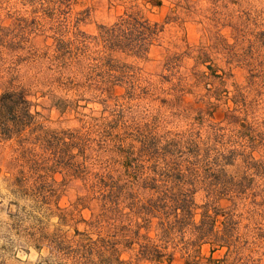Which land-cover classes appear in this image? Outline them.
<instances>
[{"label":"rangeland","instance_id":"rangeland-1","mask_svg":"<svg viewBox=\"0 0 264 264\" xmlns=\"http://www.w3.org/2000/svg\"><path fill=\"white\" fill-rule=\"evenodd\" d=\"M71 2L70 27H60V44L74 49L73 24L77 20L80 30L92 37L99 34L101 25L114 24L125 12H138L160 23V37L143 57L112 54L114 64L131 67L126 68L125 75L134 76L130 84L134 88L126 83L133 77H112L114 84L103 82L107 77H102L105 70L99 64L103 61L98 60L104 55L103 45L94 41L89 46L91 59L73 67L66 65L69 60L58 58L54 32L48 30L54 18L34 12L35 6L29 1L4 0L0 5L5 25L12 23L6 13L15 4L12 10H18L17 16H25L30 26L21 48L0 47V95L10 82L25 87L32 111L40 113L37 119L50 130H86L97 119L111 118L113 111L120 110L128 117L130 113L147 121L157 118L163 131L197 130L201 126L206 131L211 124L222 126L226 139L235 140L230 148L251 153L258 165L247 170L242 156L235 165H225L227 176L239 180L248 176L240 187L245 192L221 198L215 205L235 212L236 220H240L238 234L249 242L239 256L264 264V0ZM63 17L60 13V23ZM94 145L91 151L95 156L99 146L97 142ZM28 146L32 144L21 145L15 137L0 135V264H77L71 250L60 249L55 254L46 241L60 236V241L67 240L63 246L69 247L81 237L97 239L114 233L113 226L99 218L104 209L99 192L92 188L95 175L83 178L59 170L47 181H54L52 186L33 190L27 164L30 153L24 151ZM102 157L105 161L109 158L106 154ZM105 161L103 165L108 163ZM101 169V164L90 167L94 172L102 173ZM110 169L123 172L124 168L112 165ZM128 176L116 174L123 189L110 195L124 200L120 208L126 217L115 223L124 262L115 260L108 251L91 257L100 264H169L138 255L140 243L136 241L151 237L161 243V232L158 219L147 228L143 218L133 213L138 211L136 200L146 192L140 186L126 187L125 183L136 181ZM195 200L198 208L188 220L189 226L171 234L166 250L173 255L171 264H214L229 254L227 247L212 252L209 243L200 251L199 246L188 247L193 222L199 224L204 217L203 206L209 200L206 191L198 190ZM99 219L103 221L97 222ZM230 254L232 260L234 255Z\"/></svg>","mask_w":264,"mask_h":264},{"label":"trees","instance_id":"trees-1","mask_svg":"<svg viewBox=\"0 0 264 264\" xmlns=\"http://www.w3.org/2000/svg\"><path fill=\"white\" fill-rule=\"evenodd\" d=\"M23 1H29L34 5V12H42L54 18V23L48 30L54 32L58 58L63 56L69 60L66 65L73 67L82 60L91 59L89 53L91 42L103 45L104 55L98 60L103 61L99 66L105 70L101 74L102 77H107L104 83L114 84L112 77H133L126 83L130 85L134 82L132 74L125 75L126 68L130 66L114 64L112 54L126 53L143 57L149 52L154 41L159 39L163 30L159 22H152L138 12H125L114 24L101 25L99 34L92 37L80 30L77 20L73 24L75 29L73 43L77 41V47L74 49L70 45L60 44L63 42V39H60V27L70 25L68 13L71 11V0ZM14 7L15 4L7 9L6 15L12 18V23L5 25L0 5V47L9 50L21 48V44L26 40L25 30L30 26L25 16H17L19 12L13 11ZM60 13L64 15L61 23ZM201 53L205 55L204 52ZM130 88H134V85H130ZM39 115V112L32 111L28 90L10 82L0 95V135L5 139L15 137L21 145L32 144L24 150L27 154L28 151L30 153L27 164L30 180H33L32 189L41 190L45 186H52L55 182L49 184L47 181L52 173L59 170L66 171L70 176L82 175L83 178L95 175L92 188L99 192L98 198L102 201L104 209L99 218L102 217L115 229L108 237L97 239L81 237L73 240L72 245L75 247L72 245L64 247L67 240L60 241V236L48 238L46 244L53 253H59L60 249H68L74 254L73 258L77 264H100L93 261L91 255L108 251L110 256H115V260L124 262L119 252L122 239L117 237L118 227L115 224L126 217L120 208V203L124 200L110 196L116 189L120 187L123 189L124 184L119 185L121 178L116 177V174L124 173L136 179L130 184L125 183L126 187L140 186L146 192L144 197L136 200L138 211L133 213L143 218L144 226L147 228L152 225L153 219H158V228L161 232V243L155 242L151 237L136 241L140 243L139 257L158 263L166 261L172 263L173 255L166 252L172 240L171 234L189 226L188 220L193 219L198 208L195 194L198 190H204L209 200L203 206L206 210L201 223L193 222L194 225L189 231L191 237L187 241L188 247L199 246L200 251L203 244L209 243L212 245V252L217 248L227 247L228 256L222 259V263L219 261L215 262L216 264L255 263L252 257L239 256L247 247L249 240L246 236L238 234L240 220H236L237 214L217 207L215 203L221 198L245 192L240 190V187L248 176L243 175L240 180L234 176H227L224 174L225 165H235L238 156L244 158L247 170L256 169L258 164L251 153L230 148L235 140L226 139V132H222L225 130L222 126L211 124L206 131L204 126L197 130L191 128L178 132L163 131L157 118L147 121L143 119L145 117H137L130 113L128 117V113L120 110L113 111L111 118L97 119L86 130L58 131L45 128L37 119ZM113 141L116 143L108 147ZM95 142L99 150L94 156L91 150H94ZM105 154L109 157L106 161L102 157ZM102 161L109 164L103 165ZM96 164H101L102 173L90 170V167ZM112 165H121L124 168L123 172L110 169ZM211 209L215 210L214 213L210 212ZM103 220L99 219L97 222ZM231 252L234 255L232 260L229 258Z\"/></svg>","mask_w":264,"mask_h":264}]
</instances>
